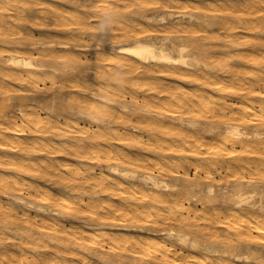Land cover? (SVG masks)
<instances>
[{"label":"bare ground","instance_id":"obj_1","mask_svg":"<svg viewBox=\"0 0 264 264\" xmlns=\"http://www.w3.org/2000/svg\"><path fill=\"white\" fill-rule=\"evenodd\" d=\"M27 1L28 0H0V42L2 44H6L5 49L0 47V87L5 85L6 81H13L19 84H29L33 88H36L38 84L44 82L46 78L49 80V77L47 76H51V73L56 72L54 66L56 65V61L60 55L59 53L57 54V52H55L54 45L52 43H29L27 37H23L19 31H17L16 25L18 19H22L23 21L27 20V14L25 13L30 11ZM67 1H71L70 3L74 4L72 3V0ZM85 1L87 3L84 5L86 6H82L83 4H80V0H78L81 8L88 7L89 9H94L93 11H95V13L100 12V14L97 13L93 15L94 17L101 18V24H99V21H97L95 22V25H92V27L94 26L95 28L97 23V27L100 29H102V27H99L100 25H105L104 27H106L109 24L111 25L113 20H115V24H118L116 20H119L120 18L119 14L121 11L119 12V8H123L124 10L130 6L127 2H125V0H114L113 4H110L112 2L107 4V8H104L103 6L101 9H99L102 11H96V9H98L96 4L98 1L84 0L83 2ZM127 1L130 3L133 0ZM155 1L156 3L153 1L154 4H158L157 6L163 8H172L176 5L177 7L181 6H178L181 0H173L169 3L167 0ZM37 2V0H29L30 4H37ZM102 2L105 4V2H108V0H103ZM231 2L233 1L231 0ZM227 4H229V2ZM238 4L240 3L238 2ZM183 5V7H185L186 3ZM188 5H190V3ZM244 5L246 10H248L252 16H255L246 24V29H248L250 32L252 31L262 34L261 37L257 38L258 40L255 41V45H259L260 47L264 48V0H245ZM143 6L144 5L141 7ZM133 7L135 8V6ZM138 8H140V6ZM51 9H53V7ZM131 9L133 10V8ZM187 9L185 13H189ZM211 10L218 11L220 8H212ZM141 11L146 12L148 10L145 11L143 9ZM92 13L91 16H93ZM131 13L133 12L131 11ZM137 14H139V12ZM231 14L234 15V13ZM231 14L229 16H231ZM256 14H261V16L258 17V21ZM88 15L89 14H86V16ZM118 15L119 18L116 19ZM172 15V13H168L166 16L171 17ZM166 16L162 15L158 18L145 17L146 22L143 26L141 23H138L139 25L136 23V26L135 23L132 22L136 28L138 27V31H136H140L139 34L144 38L136 35L137 33H134L136 36L131 35L132 33L130 34L129 32L125 31L127 29L125 27L124 32L118 33V35L120 36L121 34L122 37L127 39L132 36L131 43H116L118 44L116 53L106 52L104 53V57L101 59L107 63L106 65H112V69H119L125 73L137 75L140 72H145L150 75V73H158L161 72V69H165L164 71H166V74L168 76H172V78L173 76H176L186 82H194V84L197 83L199 85V90H186L185 88L187 87H182L183 90H180L177 87L179 90L168 91L159 89L155 90V88L151 87L154 89L152 94L153 99H165L166 107H170L172 111H166L164 109L165 113L158 111L154 112L146 108L144 105L132 109V107L127 105V102L124 101V98V100H117L109 96L110 94L108 96L102 95L101 92L104 90H98V88L96 92L89 93L90 99H82L81 101L77 100V106L75 108L76 111L74 113V117L79 116L88 120L90 119V123L93 124L92 128H89L88 126H81L79 121H77L75 118L72 120L55 115V111L53 110L42 116L39 115V110L33 108H18L17 110H7V108L4 107L0 108V169H11L17 172L19 175L26 174L40 177V179L44 178V181L45 178L50 179L55 185H61L65 192L61 195H58V193V196H56L49 188H41L38 190L36 187L37 184L34 185L32 180L31 183H24L26 182V179L23 182L20 176L18 178L16 175L4 176L0 174V192L10 201L5 205L0 204V264H244L246 262H258L261 260V255L254 254L252 244H255L254 247H256L257 243L264 242L263 183L260 185L259 183L249 180L242 182H232L231 184L221 186L212 183L206 185L204 189V203H202L201 210L198 213H195L196 219L194 222L201 221L207 224L211 228V231L206 230L207 234L214 238L216 236V229L214 231L213 228H223L226 237V244L224 243L223 245H218L216 244L217 242H215V240L212 242H206L205 240L201 239L200 235H205V233H203L204 231L202 229H193L195 225L192 224L193 222L189 220L191 218L188 217L191 212L192 214L195 212L194 206L198 205L197 201L200 200L198 198L202 193L201 188H199L198 181L195 179L190 183V186L195 189V192L189 196V199L187 198V201L186 199L182 198L179 193H176L178 190L176 185L170 184L167 177L172 175L175 180H178L180 176H183L184 174H181L178 171L179 168H182V163L187 164L189 167L192 166L193 168L198 169V166L195 165V162H193L192 158H188L183 155L186 151H189L193 155H203V157H207L209 155L214 156L211 161L209 160L211 164H208L214 167L215 170H219L221 168L222 162L227 160V167L229 169L245 168L249 170L254 168L257 172L258 170L264 172V126H261L264 124V93L262 94L260 91L257 92V81L252 82L255 78L251 81L245 80L242 76L246 72L243 71V73L240 71L242 75L240 76V73L237 74L236 71H234L230 66L232 70H230V68L228 70L225 69L227 70L226 74L229 77V81H232L230 78L232 79L234 75H237V82L235 83L238 85L241 91L238 93L233 92L232 97L235 98L233 100L234 102L231 100L233 103L231 102L230 105L229 103L227 104V101L224 97L227 91L225 92V89L223 90V88H225V84H223V82L217 78L210 80L208 76H206L208 71L206 68H209L206 67V64L209 61H207V63L205 62V64L203 63L204 68L207 70L205 73L203 72L204 68L202 69L193 67L188 62V56L184 54L187 48L186 46L188 45H178V43L175 45L174 41H169V43H167V37H162L155 34L156 31L153 28L156 26L154 25L153 27V24L158 23V25L163 24L164 26L166 23ZM188 16L189 17L187 18H189V22L200 19L194 15V13L193 15L191 14ZM235 16H237V14H235ZM222 17H224V15ZM31 18L33 17L31 16ZM220 18L221 17H219V19ZM49 19H51V17H49ZM125 19L126 18L124 15V20ZM82 20L83 19H81V21ZM128 20L124 21L126 25H128ZM121 22L123 23V20ZM228 22L231 21L228 20ZM194 25L195 23L191 26L194 27ZM29 26L31 25L29 24ZM116 26L118 28V25ZM224 26H226V24ZM244 26L245 24L243 27ZM187 27H189V25ZM192 28H183L182 30L174 29L175 31H170H172L174 34L184 35L183 38L185 35H187V37L191 39V37L193 38L192 33H194ZM50 29L52 28L50 27ZM227 29L231 30L229 26L225 30ZM197 30L198 29L195 31ZM234 31L235 30L232 28V32ZM228 32L231 31L227 30V33ZM101 33L102 32H99L98 35ZM14 34H17L18 37H14ZM105 34H107V32H105ZM39 35L41 34L39 33ZM234 35L232 34V36ZM238 36L239 35L237 34V37ZM194 37L197 38V36ZM212 38L214 39L216 37L213 36ZM222 38L223 37L220 39ZM209 39H207L208 42ZM49 40L51 41V39ZM198 40H202V38H199ZM242 40L241 38L239 39V41ZM183 41L185 40L183 39ZM234 41L232 42L234 43ZM237 41L236 44L239 45ZM247 41L249 42L250 40ZM206 43L207 42H205V44ZM58 45L61 49L67 50L70 48L67 44L60 43ZM198 45L199 42L197 46ZM214 45H216V43H214ZM241 45L242 44L240 43V46ZM249 46L250 45L247 47ZM193 47L196 46H192L191 49H193ZM236 47L234 46V48ZM15 48L20 51H16V53L12 54ZM28 48H36L34 49L35 53L42 64L33 63L32 58L24 57L19 54L20 52L26 51L29 55H31L34 50H28ZM203 49H205V47ZM79 50L85 51L87 48L80 47ZM228 50L229 49H227V52ZM246 50H249V48ZM67 51L70 52L69 50ZM202 51L203 50L199 52ZM63 52L65 53V51L62 50V53ZM172 52L176 53V55L173 56L171 54ZM3 53L5 55H3ZM259 53L260 52L258 51V54ZM115 54H118V56L122 55L125 58L121 59ZM211 56H214L213 51ZM239 57L242 61L245 59V56L242 54L239 55ZM246 57L250 60L249 63L254 61V66L255 63L257 64V62L259 65H264V56L257 58L247 55ZM98 58L99 57H97V59ZM193 61L195 64H199L197 59L193 58ZM244 61H246V59ZM53 63H55V65L50 66V64L52 65ZM212 64L215 63L212 62ZM66 66H69V64ZM93 66L91 65L92 68ZM244 66L245 65H242V67L238 66V68L244 69ZM255 67L259 66L256 65ZM256 69L257 68H255L254 72H251L255 74L259 70L258 69L256 71ZM260 73H257V75L260 76ZM129 76L127 78H129ZM262 77L263 76H260L259 79L264 86V78ZM132 80L133 79H131V81ZM63 81L61 82L64 83ZM128 81L129 83L131 82L130 78ZM229 81L228 84H230ZM124 83L126 82L124 81ZM129 83L126 84L128 85ZM207 84L212 86V88L217 91V96H219L218 98L214 97L216 98L214 101L216 102L217 107L213 111L212 115L223 116L226 114L225 112L227 111L226 109H228L229 105L231 109L230 121L232 122L222 120H220L219 124H213L211 122H199L198 120L196 121L191 117L185 118L181 116L182 114L177 115L176 113L178 111L175 113V110H173L174 108H183L188 115L189 113L210 111V103L204 101L203 98V93H205L206 90L204 89L205 92H203L202 88ZM222 84L223 86H221ZM7 85L8 84H6V86ZM42 85L44 86V84ZM235 85L234 87L237 88ZM8 87L10 88V84ZM137 87L139 88L140 86ZM132 88L133 87H131V89ZM227 88L228 86H226V89ZM118 91L119 89L117 92ZM114 93L117 94L116 92ZM131 95H133V93ZM145 95L146 94H144V96ZM148 96L146 97L148 98ZM207 96L209 98L211 95ZM255 97H259L262 100L256 107H254V101L252 102L251 100L255 99ZM143 98L144 97L141 99L142 101ZM245 99L250 101L248 105L243 101ZM147 100L148 99H146V101ZM214 101H211V103ZM242 102H244L246 105L242 110L238 111V104H242ZM255 102L257 101L255 100ZM147 107L149 106L147 105ZM234 107H236L235 111H233ZM130 111H134L135 114H137L138 121L140 120L139 122L137 121L138 123H147V125H145L147 126L146 128L149 139L142 140V136L138 137L141 133H139L137 136L136 133L138 130H140L139 126H137L138 123L137 125L133 124V122L127 124V122H130L131 120L129 118L130 115H128V112ZM103 112L107 114V117H99L98 114ZM257 121L259 124L256 125ZM165 122H170L171 125H174L175 127L172 126L171 129H165ZM219 125L222 126L223 129L221 131L222 137L217 142L215 141L217 136L215 133L218 132L217 128ZM27 135L35 136L34 139H39L38 142H40L36 143L35 141V145H27L33 150L32 153L36 152L38 155L50 154L53 156H71L76 158L78 161H85L88 165L97 164V173L94 172L93 168L95 166L93 167V165L81 167L75 163H61L59 165L58 163L54 164L50 162L51 160L36 161L35 156L37 154H27V151L24 149L23 144L27 139H25V136ZM188 137H195L192 139L193 144H188L190 141L188 140ZM31 138L33 140V137ZM28 139L31 140L30 136ZM116 145L123 148L137 146L139 149H144L153 154V159L150 160V157L147 156L146 153L144 154L146 155V158L140 155H131L130 153L124 151V149H117ZM184 145L187 146L184 147ZM205 147L206 150L203 151V153L198 152V148L201 150ZM168 154H173L179 158H176L175 162L172 161V163H164V160L168 157ZM147 157L149 158L147 159ZM200 162L202 161L200 160ZM101 165L107 166V169H101ZM200 165L202 168H206L202 163ZM202 168L192 171L201 172ZM153 171H156L157 173L154 174ZM202 173L206 174L205 178L208 180L210 175L209 172H204L202 170ZM253 173L255 175V172ZM22 192L29 194L28 197H22ZM185 200L188 203V206H184ZM215 202H217L216 204L223 206L225 209L218 208L215 205L216 208L210 211L209 207L212 208ZM161 206L164 209H161ZM23 208L27 210H33L36 212L37 216L53 215L60 217L64 215L67 216L69 215V212H73L76 215L72 217L80 220V222L83 224V228L74 226L72 228H66L68 226H65L59 219L44 221L39 219L40 217H37L38 219L35 218L36 216L31 217V215L27 213L28 211H24ZM61 208H64L66 213L60 212L59 209ZM83 213H86L88 217L87 221L83 219V216H80L81 214L83 215ZM144 234L150 236L144 237ZM157 236H161L163 239L157 238ZM195 250L202 251L203 253L211 251L216 255L219 254L221 257L216 259L212 257L209 259L207 258L208 255L206 256L201 254L198 256L196 254L194 255L193 252L191 255L189 251Z\"/></svg>","mask_w":264,"mask_h":264},{"label":"rangeland","instance_id":"obj_2","mask_svg":"<svg viewBox=\"0 0 264 264\" xmlns=\"http://www.w3.org/2000/svg\"><path fill=\"white\" fill-rule=\"evenodd\" d=\"M37 1H38L37 4H30L29 3V0L27 1V5H28V7H30V11H28V12L25 13V14H27V17H26L27 20L23 21L22 19L21 20L18 19L17 25H16L17 26V31H19V33L23 37L26 36L29 43H36V44H38V43L39 44H41V43H52L54 45L55 52H57V54L59 53L60 57L56 61L58 64L56 63V65H55V63H53L52 65L50 64V66H54L55 65L54 68L56 69V72H54V73H51L50 72L51 73L50 74L51 76H47V77H49V80H48V78H46V80L44 82H42V83H39L36 88H33L29 84H23V83L22 84L21 83L19 84L17 82H13V81H6L5 82V85H3V86L0 87V108L1 107H4V108H7V110L8 109L17 110L18 108H22V109L33 108V109L39 110L38 113H40L39 115H42V116L45 115L47 112H50L51 110H53V111H55V115H58L60 117H64V118H67V119H72V120L75 118V119H77V121H79V124L81 126H84V127L88 126L89 128H92L93 127V124L90 123V121H91L90 119L88 120V119H86L84 117H79V116L78 117H74V113L76 111L75 108L77 106V100L78 101L79 100L81 101L82 99L83 100L84 99H90V97H89L90 94L89 93L96 92V90L98 88V90L99 89L104 90V91L101 92L102 95H107L108 96L110 94L109 96H111V97H113V98H115L117 100H124L125 99L124 101H126L127 102V105L131 106L132 109H135L138 106L144 105L146 108H148L149 110H152L154 112H157L158 111V112L165 113V110L166 111L167 110L172 111V109L170 107H166V105H165V102H166L165 99H163V98H161L160 100H156V99L154 100L153 99L152 94H153V90L154 89H152V88H155V90H158L159 89V90L173 91V90H179V89L180 90H183V88L187 87V88H185L186 90L187 89L188 90H194V89L195 90H199V85L196 82L195 83L197 85L194 84V82H186L183 79H180V78H178L176 76H173V78H172V76H168L166 74V71H164L165 69L164 70L161 69V72H158V73H150V75L147 74V73H145V72H140L137 75L129 74V73L122 72L119 69H115V68L112 69V65H110V64L106 65L107 63L104 62V60L101 59V58L104 57V53H106V52L116 53L117 47H118L117 46L118 44H116V43H121V44H130L131 43L132 36L129 39H127L125 37H122L121 34H120V36L118 35V33L124 32V30H125L124 28L125 27L127 28L125 31L129 32L130 34L132 33L131 35H135L137 33L136 35H138L139 37L144 38L143 36H141L139 34L140 31L137 32L138 31V29H137L138 27L136 28V26H137L136 23L137 24L138 23H141V25L143 26L145 24V22H146L145 17L158 18L159 16H162V15L163 16H166L168 13H172L173 15L171 17H167L166 16V23L164 24L165 27L163 26V24H161V25L160 24L158 25V23H154L153 24V27L155 25L158 28V29L156 27L153 28L156 31L155 34L156 35H160L162 37H167L168 38L167 43H169V41L170 42L171 41L172 42L174 41V44L175 45H177V43H178V45L179 44L180 45H185V44L188 45V46L185 45L187 48H186V51H185L184 54L186 56H188V62L193 67L202 68L203 69L205 62L207 63V61H209L208 63L210 65L207 63L206 64L207 65L206 67H209V68L212 67V68L211 69L206 68L208 71L204 68L203 69L204 70L203 72L206 73V71H207L206 76H208V78L210 80L217 78L220 81H222L223 84H225V88H223V90L225 89V92L227 91L225 93V96H224L225 97V100L227 101V104L229 103V105H230V103L235 99L234 97H232V93L233 92L238 93L239 91H241L239 89L238 85L235 83V82H237L236 81L237 75H234L232 77V79L230 78V80H232V81H229V77L227 76L226 71L230 68V66H231V68H233L234 71H236L237 74H239L240 71L241 72H243V71L246 72V73L243 72L244 73L243 76L240 73V76H242L245 80L251 81V80H253L255 78L252 82L257 81L256 82L257 83V92L260 91L262 94L264 93L263 92L264 91V86L262 85V83H261V81L259 79L260 76H263L262 78H264V71H263L264 70V67H263L264 65H262V64L259 65V63L256 61L257 64L255 63V66L257 65L259 67H255L254 66V61H251V63H249L250 60L246 57L247 55H251V56L257 57V58H259L260 56L263 57L264 56V48L260 47L259 45H255V41H257L258 40L257 38H260L262 34H260L258 32H252V31H251L252 32L251 33L250 31H248V29H246V24L249 22V20H252V18L255 17V16H252L249 13V11L246 10L245 5H244L245 0H232L233 2H231V0H224V1L223 0H188V1L187 0H181L180 1V4L178 5V6L181 5L180 6L181 8L180 7H177V5L174 6V7H172V8L171 7L170 8H163V7L157 6L158 4H154L153 1L156 3L155 0H138V1L137 0H133L130 3L127 0H125V2H127L131 7L129 6L128 8H125L127 12L125 11V9L123 10V8H119L120 10L118 9L119 12L121 11L120 14H119L120 15V18H119V15L116 18V19L119 18V20H116L118 24H115V20H113V22H111V25L113 27L110 24L106 26L108 28L104 27L105 25L104 26L103 25H100L99 27H102V29H100V28L97 27V23H96L95 28H94V26L92 27V25H95V22H97V21H99L98 23L101 24V22H100L101 18L94 17V15H93V14H97V13L100 14V12L95 13V11H93L94 9H89L88 7H84L85 9L83 7L81 8L80 4H83L82 6H86L84 4L87 3V2L86 1L83 2L84 0H80V2H79L80 4L78 3V0H72V3H74V4H71L70 3L71 1H67V0H65V1L64 0H44V1L43 0H37ZM96 1H98V3H96L97 6H98V9H96V11H98L99 9H101L103 6H104V8H107L106 6L110 2H112L110 4H113L114 3V0L113 1L112 0H108V2H105V4H104V2H102L103 0H96ZM172 1L173 0H169V1L167 0L168 3L169 2H172ZM188 2L190 3V5H188L189 4ZM221 2L224 3V4H222ZM228 2H229V4H227ZM238 2L240 4H238ZM185 3H186V5H185V7H183L184 6L183 4H185ZM195 4H196V6H195ZM17 5H18V3H17ZM142 5H144V6L141 7ZM151 5H152V7H151ZM231 5H233V6H231ZM51 6L53 7V9H51L52 8ZM60 6H61V8H60ZM133 6H135V8ZM139 6H140V8H138ZM175 7H177V8H175ZM189 7L191 8V10H190ZM131 8H133V10ZM212 8H220V10L213 11V10H211ZM143 9L145 11L146 10H148V11H146V12L141 11ZM186 9L189 11V13L190 12L191 13L190 14L188 12L185 13L186 12ZM196 9H198L199 11L196 10ZM203 9H205V10H203ZM130 10L133 13H131ZM71 11H72V13H71ZM99 11H102V10H99ZM182 11H183V13H182ZM201 11H203V12H201ZM138 12H139V14H137ZM207 12H209V13H207ZM91 13H92L93 16H91ZM193 13H194V15H196L197 17H199L202 21L199 19L200 21L199 20H193V21L189 22L190 20L187 17H189L188 15H191V14L193 15ZM231 13H234V15L231 14ZM29 14L33 18H31V16ZM53 14H55V15H53ZM86 14H89V15L86 16ZM230 14H231L232 17L229 16ZM235 14H237L238 17L235 16ZM124 15H125V18H126L125 20H124ZM223 15H224V17H222ZM216 16H217L218 19L216 18ZM225 16H227V17L229 16V17L227 18ZM260 16H261V14H256L257 21L259 20L258 17H260ZM49 17H51V19H49ZM87 17H89V18H87ZM219 17H221L220 18L221 20L219 19ZM241 17H242V19H241ZM34 18H35V20H34ZM222 18H223V20H222ZM263 18H264V16H263ZM81 19H83L84 21L82 20L83 21L82 22ZM227 19L229 21H231L232 23L231 22H228ZM122 20H123V23L121 22ZM127 20H128V22H127L128 25H126V23L124 22V21H127ZM90 21H92V22H90ZM234 21H236V22H234ZM61 22L64 23V24H62ZM132 22H134L136 26H134V24ZM187 22H189V23H187ZM205 22H207L208 24L205 23ZM90 23H92V24H90ZM130 23L133 24V25H131ZM194 23H195L194 27L191 26ZM215 23H216V25H215ZM237 23H239V24H237ZM29 24L31 26H29ZM225 24H226V26H224ZM244 24H245V26L243 27ZM85 25H87V26H85ZM116 25H118V28H117ZM188 25H189V27L191 26L190 28L193 27L192 30H193L194 33H192L193 34V38L191 37V39L188 38L187 35H185V37L183 38L184 35L174 34L172 32V31L179 30V29L182 30L183 28L184 29H190L189 27H187ZM200 25H202V26H200ZM228 26H229V28H231V30H229V29H227V30L228 31H231V32H228L227 33V30H225V29L228 28ZM50 27L52 29H50ZM174 27H176V28H174ZM58 28H61V29H58ZM163 28H165V29H163ZM232 28H233V30H235L234 32H232ZM237 28H239V29H237ZM69 29H70V31H69ZM196 29H198V30L200 29V30L199 31L198 30L195 31ZM74 30H75V32H74ZM170 30H172V31H170ZM29 32H31V33H29ZM65 32H67V33H65ZM99 32H102V33L100 35H98ZM105 32H107V34H105ZM167 32H169V33H167ZM39 33L41 35H39ZM232 34L233 35L235 34V35L232 36ZM237 34L239 35L238 37H237ZM77 35H79V36H77ZM108 35H110V36H108ZM212 35L215 36L216 38L213 39L212 38L213 37ZM245 35H247V36H245ZM16 36L18 37L17 34H14V37H16ZM44 36L45 37L47 36L46 39H45ZM194 36H197V38H195ZM54 37H55V39H54ZM221 37H223V38L220 39ZM236 37L238 38V41H237V38ZM180 38H181L182 41H183V39L185 41L182 42L180 40ZM199 38L200 39L202 38V40L203 39L204 40L203 41L202 40H198ZM234 38H236V39H234ZM240 38H241V40L242 39L243 40L242 41H239ZM49 39H51V41ZM192 39H194V40H192ZM195 39H197V40H195ZM207 39H209V42L207 41ZM211 39H213V40H211ZM227 39H230V40H227ZM29 40H31V41L34 40V41L31 42ZM231 40L232 41L235 40L234 43ZM247 40H250L249 42L252 43V44H250ZM180 41H181V43H180ZM197 41L199 42V45H198L199 47L197 46V44H198ZM236 41H237V43H239V45L236 44ZM251 41H253V42H251ZM205 42H207L208 44L207 43L205 44ZM60 43L61 44L63 43V44L69 45L70 48L67 49V50H69L70 52H68L65 49H61L60 46L58 45ZM214 43H216V45H218L219 47L216 46V45H214ZM231 43H232V46H231ZM240 43L242 44L241 46H240ZM247 43H248V45H250L249 47H247L248 46ZM0 45H1L0 46L1 48H4L5 49V47H6L5 45L6 44H2L0 42ZM236 45H237V47H236ZM192 46H196V47H193V49H191ZM202 46H204L205 49H203L204 47H202ZM230 46L233 47V48L235 46L236 48L233 49ZM80 47H86L87 50H85V51L79 50ZM247 48H249V50H246ZM34 49H36V48H33V49L32 48H28V50H34ZM227 49H229L228 52H227ZM256 49H258V50H256ZM57 50H59V51H57ZM62 50L65 51V53L63 52L64 54L62 53ZM201 50H203V51L205 50L206 51V52L204 51L205 52V55H204V52L203 51L202 52H199ZM16 51H20V50H18V49L15 48V50H13L12 54L16 53ZM212 51H213V55L214 56H211L212 55ZM214 51H215L216 54L214 53ZM235 51L236 52L237 51L238 52L240 51L239 52L240 54L237 52V55H236V52ZM258 51L260 52L259 54H258ZM193 52H196V53H193ZM243 52H245V53H243ZM247 52H248V54H247ZM34 53H35V50L33 51V53L31 55H29L26 51L25 52H20L19 54L22 55V56H24V57H30V58H32L33 63H38V64L41 63L42 64V62L40 61V59H38L36 53L35 54ZM66 53H67V55H66ZM171 54L173 56L176 55V53H174V52H172ZM238 54L239 55H241V54L244 55L246 61H244L245 59L242 61L240 59V57H239ZM261 54H263V55H261ZM3 55H5V54L3 53ZM115 55L118 56V54H115ZM208 55H210V56H208ZM227 55L230 56V57H228ZM226 56H227V58H226ZM235 56H236V58H235ZM97 57H99V58L97 59ZM118 57L121 58V59L125 58L122 55H119ZM189 58H191V59H189ZM193 58L197 59L200 65L199 64L198 65L195 64V62L193 61ZM205 58H207V59H205ZM209 59H211V60H209ZM235 60H236V62L239 61L240 64H239V62L236 63ZM263 60H264V58H263ZM201 61H203V62H201ZM212 62L215 63V64H212ZM68 64H69V66H66ZM71 64L72 65L75 64V65L72 66ZM104 64H105V66H104ZM241 64L242 65H245L244 66V69L243 68H240V69L238 68V66L239 67H242ZM91 65L92 66L94 65L93 68L91 67ZM212 65H214V66H212ZM56 66H57V68H56ZM60 66H62V67H60ZM70 66H72L73 68L70 67ZM251 66H253L254 68L251 67ZM260 66L263 67V68H261ZM51 68L54 69L53 67H51ZM231 68H230V70H232ZM255 68H257L256 71L259 69L258 70L259 72L257 71L254 74L252 72L255 71ZM225 69H227V70H225ZM51 71H53V70H51ZM65 71H66V73H65ZM248 73H250V74H248ZM257 73L258 74L260 73V76L257 75ZM128 76L130 78V81H131V79H133L130 82L132 84L129 83V81H128L129 78H127ZM256 76H257V78H256ZM169 77H171V78H169ZM135 79H137V80H135ZM201 80H203V79H201ZM54 81H55V83H54ZM61 81H63L64 83H62ZM89 81H91V82H89ZM124 81L126 83H129V84L127 85L126 83H124ZM228 81L230 82V84H228ZM92 82H94V83H92ZM198 82H200V81H198ZM97 83H98V85H97ZM6 84H8V85L6 86ZM9 84H10V88L8 87ZM42 84H44V86ZM223 84L221 86H223ZM40 85H42V86H40ZM148 85H150V86H148ZM154 85L155 86L157 85V86L155 87ZM234 85L237 86V88L234 87ZM12 86L13 87L15 86V87L13 88ZM130 86L133 87V88L131 89ZM137 86H140V87L138 88ZM226 86H228L227 89H226ZM144 87H146L148 89H146ZM149 87L150 88L152 87V88L150 89ZM261 88H263V89H261ZM108 89H109V91H108ZM111 89H114L115 91L114 90H111ZM116 89L117 90L119 89V91L117 92ZM202 89H203V92H205V90H206V92L203 93L204 94L203 98H204V101L210 103V105H211L210 111H208V112H203L202 111V112H199V113H189V115H188L186 113L185 109H183V108H174L173 110H175V113L178 111L176 113L177 115H181L182 114L181 116H183L185 118L191 117V118H194L196 121L198 120L199 122H206V123L211 122L213 124H219L220 123V120H222V121H228L229 122L230 121V118H231V116H230V113H231L230 112V110H231L230 109V106L228 105V109H226L227 111L225 110L226 111L225 112L226 114H224L223 116L217 115L218 116V118H217V116L212 115L213 111L217 107V104H216V102L214 100H216V98H218L219 96H217V93H216L217 91L215 89H213L212 86H209L208 84L207 85H204V87ZM105 90H107V91H105ZM125 90H126V95H125ZM127 90H129V91H127ZM135 90H136V92H135ZM121 91H123V92H121ZM114 92H116L117 94H115ZM131 92L133 93V95H131L132 94ZM144 94H146V95L144 96ZM207 95H211L210 96L211 99H210V97L208 98ZM132 96H134V97H132ZM146 96H148V98ZM142 97H144V98L146 97L145 100L143 98V101H142L141 100ZM214 97H216V98H214ZM137 98H140V99H137ZM146 99H148V100L146 101ZM150 100H153V101H150ZM251 100H252V102L254 101V107H256L257 105H259L260 104V101H262L261 98H259V97H255V99H251ZM255 100L257 102L258 101L259 102L257 103V102H255ZM211 101H214L216 105L214 104V102L211 103ZM243 101L245 103H247V105L250 103V101H248V99L247 100L245 99ZM146 102H148V103H146ZM244 102H242V104H238L239 105L238 106L239 108L237 107L238 108V111L239 110H242L244 108V106L246 105ZM28 105H30V106H28ZM147 105L149 107H147ZM213 106H214V108H213ZM235 110H236V107L233 108V111H235ZM227 112H228L229 115L227 114ZM103 113H99L98 114L99 117H102V118L103 117H107V114H105V113L103 114ZM128 115H130L129 118L131 120H130V122H127V124L133 122V124L137 125V123L140 121V120L138 121L137 114H135L134 111H130V112H128ZM224 118H226V119H224ZM227 118H229V119H227ZM218 120H219V122H218ZM230 122H232V121H230ZM143 123L144 122H142V124L138 123L137 126H139V129L140 130H138L136 134L138 136V134L141 133L138 137H141L142 136L141 137L142 140H146V139H149L148 134H147L148 131H147V128H146L147 127L146 126L147 123H145L146 125L143 124ZM165 123H166L165 126H164L165 129H171V127L174 126V125H171L170 122H165ZM257 124H259L258 121H257L256 125ZM166 126H168V127H166ZM261 126H264V124H262ZM164 127H163V129H164ZM145 128H146V130H145ZM222 129H223V127L219 125V127L217 128V131L218 132L215 133V134H217L216 139H215V141H217V142L222 137V133H221ZM29 136H30V139L31 140L28 139ZM31 137H33V140H32ZM34 138H35V136H33V135H27V136H25V139L26 140L24 141L25 143L23 144V146H24V149L27 151V154H30V155L37 154L36 152L32 153L33 150L30 149L31 144L32 145H35V141H36V143H40V142H38L39 139H34ZM193 138H195V137H191V138L188 137V140H190L188 142L189 145L190 144H193V141H192ZM27 145H30V146H27ZM185 146H187V145H184V147ZM116 147H117V149H124V151L130 153L131 155H137V156L140 155V156H142L144 158H146V155H147V156L150 157V158L147 157V159L148 158L150 160L153 159V154H151L149 151H146L144 149H139V147H137V146H134L135 148L133 146L132 147H124L123 148L121 146L116 145ZM135 149H137V150H135ZM197 150H198V152L203 153V151L206 150V147L203 148V149H201V150H200V148H198ZM145 153H146V155H144ZM169 155L170 154L167 155L168 156L167 158L169 160L167 158L165 160L163 159L164 160V163L165 162L172 163V161H174V162L176 161V158H179V157H177V156H175L173 154H171L170 156ZM183 155L186 156V157H188V158H192L193 162H195V165L198 166V169L197 168H193L192 166L189 167L187 164L182 163L183 164V165L181 164L182 165V168H179L178 171H179V173L184 174V175L183 176H180L178 180H175L174 177L172 175H170V176L167 177L168 182L170 184L176 185V187L178 189L176 191V193H179L182 198H184V199L187 200V198L189 199V196L192 195L195 192V189L190 186V183L193 180H195V179H196V181H198L199 188H201L202 193L200 194L201 196H199V198H198V199H200V200L197 201L198 202L197 203L198 205H195L194 206L195 212H193V214L191 212L189 214V216H188L191 219H189V218L188 219L191 222H193L192 224L195 225V227H193V229H202L204 231L203 233H205V235L202 236V235L199 234L201 239L205 240L206 242H210V241L212 242L213 240H215V242H217L216 244L223 245L226 242V240H225L226 237H225L224 229L223 228H221V227H214L213 228L214 231L216 229V231H215L216 236L214 238V237H211V235L207 234V231H211V228L207 224H205V223H203L201 221L194 222V220L196 219V216H195L196 214L195 213H198L201 210L202 203H204L203 202L204 201V189H205L206 185H208L209 183H212V184L220 185L221 186V185L231 184L232 182H242V181H249V180L250 181H254L256 183H259L261 185L262 183L264 184V172L263 171H260V170H258V172H257L256 169H254V168H251L249 170H247L245 168H242V169H239V168L229 169L227 167V160H225V161L222 162L221 168L219 170H215L214 167L210 166V164H211L210 161L214 158V156L209 155L210 157L209 156H207V157L204 156L203 157V155L202 156H199V154L198 155H193L189 151L184 152ZM43 158H45V159H43ZM198 158L202 162H200V160ZM35 159H36V161H38V160L39 161H43V160L50 161L51 160L50 162H52L54 164H57L58 163L59 165L61 163H66V164H70V163L71 164H74L75 163V164H78L81 167L90 166V165L92 166L93 165V167L95 166L93 168L94 169V172L97 173V170H98V169H96L98 167L97 164H89L88 165L85 161H78L76 158H73L71 156H65V155H63V156H53V155H50V154H39V155L37 154L35 156ZM170 159H172V160H170ZM199 163L200 164L202 163L206 168H202V166ZM208 163H210V164H208ZM100 167L103 170H106L107 169L106 168L107 166H105V165H101ZM199 168L200 169L202 168V170L204 172L205 171L209 172L210 175H209L208 180H207V178H205L206 174L205 173H202V170H201V172H199V171L198 172L192 171V170H195V171L196 170H199ZM172 170H174V169H172ZM240 171H242V172H240ZM253 172H255V175H254ZM153 173L156 174L157 172L156 171H153ZM0 174H2L4 176H7V175H9V176H15L16 175V176H18V178L20 176L23 182L26 179L25 180L26 182H24V183H31L33 181L32 183L34 185L37 184L36 187H37L38 190H40L41 188H49V189H51L53 191V193L56 196L61 195L62 193H65L64 192V189L62 188L61 185H58V186H57V184L55 185L54 183L51 182L50 179H46L45 178V181H44L43 180L44 178L43 179H40V177L30 176V175H26V174H20L19 175V174H17V172H15L14 170H11V169L10 170H8V169H6V170L0 169ZM201 176H203V177H201ZM22 177H24V178H22ZM35 182H37V183H35ZM21 195H22V197L27 198L29 194H27L26 192H22ZM186 200H185L184 206H188V203L186 202ZM9 202L10 201L5 196H3V194L0 192V204L5 205L6 203H9ZM263 202H264V200H263ZM216 203L217 202H215L213 204L212 208L209 207L210 211H212L216 207L221 208V209H225L223 206H221L219 204H216ZM215 205H216V207H215ZM160 208L161 209H164L162 206ZM23 209H24V211H28L27 213H29L31 215V217H35V216H36L35 218H37V217L39 218L40 217L39 219H42L44 221H46V220H49L50 221V220L59 219V220H61V222L65 226H68L66 228H70V227L72 228L73 226L74 227H80V228L82 227L83 228V224L80 222V220H77L76 218H73L72 217V216L76 215L73 212H69L68 213L69 215H67V216L64 215V216H60V217L59 216H53V215L37 216L36 212H34L33 210H27L25 208H23ZM59 211L62 212V213H66V211H65L64 208L59 209ZM80 216H83V219L84 220H86V221L88 220V217H87L86 213L85 214L83 213V215L81 214ZM86 230H89V229H86ZM126 232H128V231H126ZM143 236L146 237V236H150V235L144 234ZM157 238H162L163 239V237H161V236H157ZM53 245L56 246L55 244H53ZM254 245L252 244V246H253L252 249L254 250V254L261 255V260L258 261V262L252 261V262H248V263H250V264H264V262H263L264 261V242L257 243L256 244V247H254ZM189 252L191 253V255H192V252H193L194 255L196 254L198 256H200L201 254L202 255L204 254L206 256L208 255L207 258H209V259L212 258V257L215 258V259L221 257V256H219V254L216 255V254H214L211 251H209L207 253H203L202 251H199V250L189 251ZM248 253H251V252H248ZM248 263L246 262L244 264H248Z\"/></svg>","mask_w":264,"mask_h":264}]
</instances>
